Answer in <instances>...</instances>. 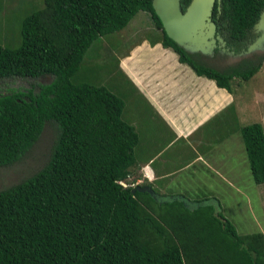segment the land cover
<instances>
[{
	"label": "trees",
	"instance_id": "1",
	"mask_svg": "<svg viewBox=\"0 0 264 264\" xmlns=\"http://www.w3.org/2000/svg\"><path fill=\"white\" fill-rule=\"evenodd\" d=\"M188 1L180 0L182 10ZM263 6L214 3L229 50L238 53L253 39ZM138 11L161 30L151 45L171 48L178 62L228 92L233 79H248L264 61L256 51L224 70L200 61L166 35L151 0H44L19 20L18 46L0 44V80L50 76L0 93V167L20 159L45 122L56 126L45 162L0 189V264H264V235L239 234L215 198L201 195L189 207L184 197L131 192L151 188L137 167L151 153L137 160L139 137L121 118L123 99L77 75L92 43L126 27ZM238 129L251 179L264 183V128L251 121Z\"/></svg>",
	"mask_w": 264,
	"mask_h": 264
},
{
	"label": "rangeland",
	"instance_id": "2",
	"mask_svg": "<svg viewBox=\"0 0 264 264\" xmlns=\"http://www.w3.org/2000/svg\"><path fill=\"white\" fill-rule=\"evenodd\" d=\"M43 1L0 0V44L9 47L18 46L19 20L33 10L41 8ZM159 36H161V30L156 27L150 13L138 11L126 27L92 43L83 56L77 78L93 85L106 86L123 99L121 118L135 128L139 137V143L135 147L137 160L153 150L152 154L155 150H161L163 152L160 153V160L156 161V164H161L162 167L166 164L167 168L175 169L194 157L193 149L188 148L191 144L187 145L185 138H179L167 144L171 137L166 129L157 121V117L150 113L143 98L133 89L118 67L120 59L124 56L129 57L128 64H133L132 60L135 58L132 56L140 55L142 52L146 55L144 43L151 44V41ZM137 46L139 48L134 50ZM152 50L149 52L151 53ZM214 55L215 53L197 56L200 61L218 70H224L226 65L237 61V57L231 55ZM49 79L50 76L36 79L4 78L0 80V93L6 92L8 87L24 89L33 87L35 83L48 82ZM232 83L237 100L235 103H242L239 115H245V117H242L241 121L236 118L234 134L231 133L229 121H224L222 113L216 122L210 123L216 133V138L212 142V144L215 143V154L220 155V159L215 164L216 169H220L219 175H208V178H204L205 175L200 169L199 174L196 171L198 162L191 163L190 167L183 168L169 180L170 186L166 185L167 182L163 178L160 181L161 184H157L156 190H159V198L162 200L168 199V194L171 193L178 197V192H183L185 197L192 200L195 193L200 190L197 198L208 195L211 200L212 198L218 200L222 214L232 222L239 234L259 232L264 235V183L258 184L251 179L238 129L251 121L259 122L264 128V61L256 73L248 79L235 78ZM231 105L234 106V103ZM231 110L232 107L229 108V111ZM206 129L210 127H205ZM55 133V124L45 122L37 140L22 157L10 165L0 167V189L19 181L45 162ZM206 133L207 131H202L201 136ZM131 175L132 173L129 178ZM200 180L205 182L206 188H199ZM122 185L125 186L126 183L123 182ZM169 187L172 189L171 193ZM185 205L193 207L195 204L187 202Z\"/></svg>",
	"mask_w": 264,
	"mask_h": 264
},
{
	"label": "crops",
	"instance_id": "3",
	"mask_svg": "<svg viewBox=\"0 0 264 264\" xmlns=\"http://www.w3.org/2000/svg\"><path fill=\"white\" fill-rule=\"evenodd\" d=\"M144 45L146 55L142 52L140 55L132 56L135 58L132 60L133 64H128L129 57L124 56L120 59L118 67L133 89L143 98L150 113L157 117V121L166 129L171 137L167 144L179 138H185L187 145L191 144L188 148L193 149L192 154L194 155L189 162L170 169L166 164L162 167L161 164L154 162V160H160L159 155L163 151L155 150L152 154L153 150L150 158L140 164L139 170L142 177L146 178L159 198L160 192L156 190L157 184H161L160 181L164 178L166 185L170 186L169 180L193 163L198 162L196 171L199 174L200 169L205 175L204 178L208 175L218 176L220 169L217 170L215 164L220 159V155L215 154V143L212 144V142L216 138V133L210 123L216 122L222 113L224 121H229L231 133L234 134L236 118L241 121L245 115H239L242 103H235L237 100L232 87L228 92L224 88L217 87L213 80L196 75L189 66L178 62V56L171 48H165L161 43L151 45L146 42ZM134 48L136 50L139 46ZM149 50L152 52L150 53ZM231 103H234V106ZM231 107L232 110L229 111ZM205 127H210V129L205 130ZM202 131H207V133L201 136ZM198 186L199 188L207 187L202 180ZM169 189L171 193L172 189L170 187ZM198 192L200 190L195 193L192 200L185 197L183 192H178V197H184L185 202L195 204L196 200H199ZM169 198H175V195L168 194Z\"/></svg>",
	"mask_w": 264,
	"mask_h": 264
},
{
	"label": "water",
	"instance_id": "4",
	"mask_svg": "<svg viewBox=\"0 0 264 264\" xmlns=\"http://www.w3.org/2000/svg\"><path fill=\"white\" fill-rule=\"evenodd\" d=\"M215 1L218 0H189L182 10L180 0H151V7L160 19L166 35L188 53L213 55L219 46L222 53L226 52L239 60L254 51L264 52V6L253 23L256 36L242 51L235 53L226 47L223 36L217 33L216 24L212 20ZM134 191H146L154 198L157 197L147 185H135L131 189V192Z\"/></svg>",
	"mask_w": 264,
	"mask_h": 264
},
{
	"label": "flooded vegetation",
	"instance_id": "5",
	"mask_svg": "<svg viewBox=\"0 0 264 264\" xmlns=\"http://www.w3.org/2000/svg\"><path fill=\"white\" fill-rule=\"evenodd\" d=\"M216 3L217 2H219V0L218 1H215ZM217 8H219V10H220V7H217ZM217 11V13H215V17H214V19H213V15H214V13H213V11H212V20L214 21V23L216 24V28H217V25L220 23V20H221V17H220V11ZM250 31L252 32V33H254V37L256 36V32H255V30H254V28H253V25H252V27L250 28ZM218 33V32H217ZM253 37V38H254ZM215 55H219V56H226V54H223L222 52L221 53H219V52H216L215 53ZM214 55V56H215Z\"/></svg>",
	"mask_w": 264,
	"mask_h": 264
},
{
	"label": "clouds",
	"instance_id": "6",
	"mask_svg": "<svg viewBox=\"0 0 264 264\" xmlns=\"http://www.w3.org/2000/svg\"><path fill=\"white\" fill-rule=\"evenodd\" d=\"M215 53V52H214ZM194 54V53H193ZM198 54H200L201 55V53H198ZM224 54V53H223ZM198 59V58H197ZM188 66V65H187ZM204 77V76H203ZM214 82V81H213Z\"/></svg>",
	"mask_w": 264,
	"mask_h": 264
}]
</instances>
